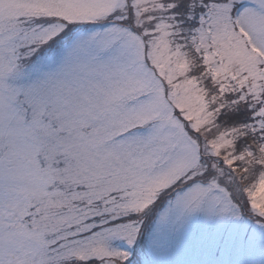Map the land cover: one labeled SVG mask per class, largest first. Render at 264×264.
Returning <instances> with one entry per match:
<instances>
[{
    "label": "snow or ice",
    "instance_id": "1",
    "mask_svg": "<svg viewBox=\"0 0 264 264\" xmlns=\"http://www.w3.org/2000/svg\"><path fill=\"white\" fill-rule=\"evenodd\" d=\"M0 264H264V0H0Z\"/></svg>",
    "mask_w": 264,
    "mask_h": 264
}]
</instances>
